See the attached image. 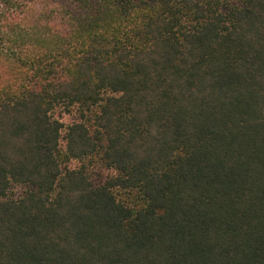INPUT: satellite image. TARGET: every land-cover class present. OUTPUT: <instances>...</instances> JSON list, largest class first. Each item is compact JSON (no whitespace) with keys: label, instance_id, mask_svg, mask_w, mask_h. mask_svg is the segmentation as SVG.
I'll use <instances>...</instances> for the list:
<instances>
[{"label":"trees","instance_id":"1","mask_svg":"<svg viewBox=\"0 0 264 264\" xmlns=\"http://www.w3.org/2000/svg\"><path fill=\"white\" fill-rule=\"evenodd\" d=\"M0 264H264V0H0Z\"/></svg>","mask_w":264,"mask_h":264},{"label":"rangeland","instance_id":"2","mask_svg":"<svg viewBox=\"0 0 264 264\" xmlns=\"http://www.w3.org/2000/svg\"><path fill=\"white\" fill-rule=\"evenodd\" d=\"M15 191V190H14Z\"/></svg>","mask_w":264,"mask_h":264}]
</instances>
